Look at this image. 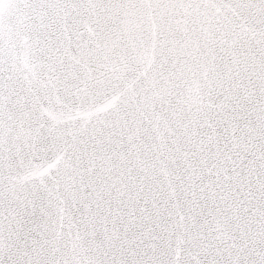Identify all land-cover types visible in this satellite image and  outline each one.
Masks as SVG:
<instances>
[{
    "label": "snow or ice",
    "instance_id": "6c2138e0",
    "mask_svg": "<svg viewBox=\"0 0 264 264\" xmlns=\"http://www.w3.org/2000/svg\"><path fill=\"white\" fill-rule=\"evenodd\" d=\"M0 264H264V0H0Z\"/></svg>",
    "mask_w": 264,
    "mask_h": 264
}]
</instances>
